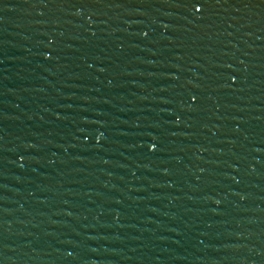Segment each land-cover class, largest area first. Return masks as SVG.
<instances>
[{"label":"water","instance_id":"water-1","mask_svg":"<svg viewBox=\"0 0 264 264\" xmlns=\"http://www.w3.org/2000/svg\"><path fill=\"white\" fill-rule=\"evenodd\" d=\"M0 264H264V0H0Z\"/></svg>","mask_w":264,"mask_h":264},{"label":"snow or ice","instance_id":"snow-or-ice-1","mask_svg":"<svg viewBox=\"0 0 264 264\" xmlns=\"http://www.w3.org/2000/svg\"><path fill=\"white\" fill-rule=\"evenodd\" d=\"M197 11H199V8H197Z\"/></svg>","mask_w":264,"mask_h":264}]
</instances>
